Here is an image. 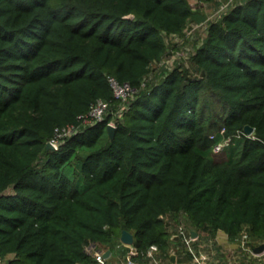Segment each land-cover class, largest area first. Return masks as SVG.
Returning <instances> with one entry per match:
<instances>
[{"label": "trees", "instance_id": "16d2710c", "mask_svg": "<svg viewBox=\"0 0 264 264\" xmlns=\"http://www.w3.org/2000/svg\"><path fill=\"white\" fill-rule=\"evenodd\" d=\"M206 18L190 0H0L5 264H97L90 242L125 257L123 229L139 264L151 244L161 261L176 245L187 261L179 222L203 239L264 241V0ZM192 21L205 36L161 63L185 42L167 37ZM110 75L135 88L124 105ZM97 99L109 103L103 119L83 124Z\"/></svg>", "mask_w": 264, "mask_h": 264}, {"label": "built area", "instance_id": "2783aa9c", "mask_svg": "<svg viewBox=\"0 0 264 264\" xmlns=\"http://www.w3.org/2000/svg\"><path fill=\"white\" fill-rule=\"evenodd\" d=\"M109 83L113 89L114 98L119 100L122 105L125 104L126 100L134 95L135 88L128 81H119L116 77L110 75L108 76ZM109 107V103L104 99H97L95 103H93L87 113L82 115L81 122L83 124H88L91 122L102 120L105 112ZM122 110V109H121ZM120 110V111H121ZM109 123L115 125L114 121H110ZM73 126L66 127H56L54 135L48 141L53 145V148H58L61 143L63 137L72 132ZM246 133V132H245ZM247 134V133H246ZM252 134V133H251ZM250 135V134H247ZM229 139H224L223 141L214 145L215 150L221 149L225 143L228 142ZM190 228L183 222H179L178 225L175 226V232L173 234L178 235V239L183 243V248L185 251H188L192 256V264H220L216 261L210 260V253H205L201 250L199 245L196 243L198 236H193L191 234ZM172 234V235H173ZM213 240L211 239L210 242ZM239 247L242 249V252L248 254L249 256H253L255 262L251 264H264V248L261 252H255L253 248L260 243L251 244V239L248 233L244 232L241 237L238 238ZM130 248L125 255L126 264H139L134 258L133 255L137 254L136 248L130 244ZM158 247L156 244H151L146 252V257L149 258V261H155L156 264H160L158 259L156 258L155 252ZM85 250L91 254L98 264H106V256L104 255V248L98 245L96 242H90L85 246ZM249 259V258H248ZM0 264H5V258L0 257Z\"/></svg>", "mask_w": 264, "mask_h": 264}, {"label": "crops", "instance_id": "0c3cea01", "mask_svg": "<svg viewBox=\"0 0 264 264\" xmlns=\"http://www.w3.org/2000/svg\"><path fill=\"white\" fill-rule=\"evenodd\" d=\"M174 235L175 234H173L172 237ZM204 239L198 236L196 243L199 245L202 251L205 253H210L211 261H216L219 263L222 262L225 264H251L255 262L253 256H249L248 254L242 252V249L239 247L238 238L231 240L227 233L222 230H218L214 237H205ZM211 239L213 240L212 242H210ZM103 248L104 250L109 249L107 247ZM217 252L219 253L218 256L216 255ZM170 253H175V261H173L171 257L169 261H161L157 257L156 258L158 261H160V264H192V259L187 261L178 260L180 256H183L182 253L184 254V252H181L180 246L176 245L175 247H172ZM106 258V264H126L125 258L121 257L118 252H113L112 250ZM146 264H156V262L151 260Z\"/></svg>", "mask_w": 264, "mask_h": 264}, {"label": "rangeland", "instance_id": "374dc122", "mask_svg": "<svg viewBox=\"0 0 264 264\" xmlns=\"http://www.w3.org/2000/svg\"><path fill=\"white\" fill-rule=\"evenodd\" d=\"M234 0H215L212 2H202L198 0H190V3L194 9H200L207 15L206 20L212 19L216 17L221 11H223L231 2ZM206 34V24L205 21L202 22H190L186 29L185 34L182 35H169L167 40L174 43H182L184 40V44L181 45L175 51V54L172 56L166 55L161 63H173L182 56L188 55V53L192 52L195 46L201 41V38ZM157 64L154 63L152 67H155ZM184 218V216L182 215ZM181 217V218H182ZM188 226V225H187ZM218 256V255H217Z\"/></svg>", "mask_w": 264, "mask_h": 264}, {"label": "water", "instance_id": "95a60500", "mask_svg": "<svg viewBox=\"0 0 264 264\" xmlns=\"http://www.w3.org/2000/svg\"><path fill=\"white\" fill-rule=\"evenodd\" d=\"M107 130H108V133H109L110 138H113L114 137V134H115V125L109 123L108 124V127H107ZM244 131L247 134H251L254 131V127L252 125H250V124H246L244 126ZM46 146L48 148H53V145L50 142H47L46 143ZM191 234L193 236H196L197 235V231L194 230V229H192L191 230ZM173 238L174 239H178V235H174ZM120 240H121V242H123L125 244H133L134 243V234L131 231L127 230V229H123L122 232H121V235H120ZM263 248H264V242L263 243H260L257 246H255L253 248V250L255 252H261L263 250ZM110 252H111L110 249H106L104 251V255L107 257ZM175 257H176L175 253H171V258L173 259V261H175Z\"/></svg>", "mask_w": 264, "mask_h": 264}]
</instances>
